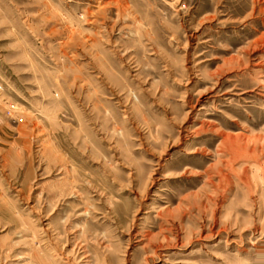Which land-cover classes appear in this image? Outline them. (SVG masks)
Masks as SVG:
<instances>
[{
	"label": "rangeland",
	"instance_id": "374dc122",
	"mask_svg": "<svg viewBox=\"0 0 264 264\" xmlns=\"http://www.w3.org/2000/svg\"><path fill=\"white\" fill-rule=\"evenodd\" d=\"M0 264H264V0H0Z\"/></svg>",
	"mask_w": 264,
	"mask_h": 264
}]
</instances>
